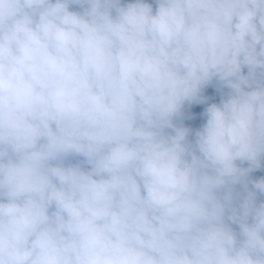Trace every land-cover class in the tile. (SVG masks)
<instances>
[{
    "label": "clouds",
    "instance_id": "1",
    "mask_svg": "<svg viewBox=\"0 0 264 264\" xmlns=\"http://www.w3.org/2000/svg\"><path fill=\"white\" fill-rule=\"evenodd\" d=\"M262 169L264 0H0V264H264Z\"/></svg>",
    "mask_w": 264,
    "mask_h": 264
},
{
    "label": "trees",
    "instance_id": "2",
    "mask_svg": "<svg viewBox=\"0 0 264 264\" xmlns=\"http://www.w3.org/2000/svg\"><path fill=\"white\" fill-rule=\"evenodd\" d=\"M127 2V0H125ZM216 85H211L208 89L205 90V95L209 97L208 103L211 102H219V92L215 90ZM206 107V104L204 105H186L185 109V117L183 118L185 126L197 128L199 127L203 122V117L200 116V113L203 111V108ZM195 116L196 118L194 120H189L188 117ZM192 138V137H190ZM253 178H260L261 176H264V169L257 171L256 173H252Z\"/></svg>",
    "mask_w": 264,
    "mask_h": 264
},
{
    "label": "rangeland",
    "instance_id": "3",
    "mask_svg": "<svg viewBox=\"0 0 264 264\" xmlns=\"http://www.w3.org/2000/svg\"><path fill=\"white\" fill-rule=\"evenodd\" d=\"M245 166H247V165H245ZM256 173V172H255Z\"/></svg>",
    "mask_w": 264,
    "mask_h": 264
}]
</instances>
